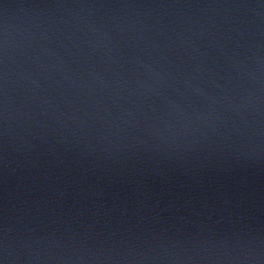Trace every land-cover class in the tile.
Masks as SVG:
<instances>
[{
  "label": "water",
  "instance_id": "water-1",
  "mask_svg": "<svg viewBox=\"0 0 264 264\" xmlns=\"http://www.w3.org/2000/svg\"><path fill=\"white\" fill-rule=\"evenodd\" d=\"M0 264H264V0H0Z\"/></svg>",
  "mask_w": 264,
  "mask_h": 264
}]
</instances>
